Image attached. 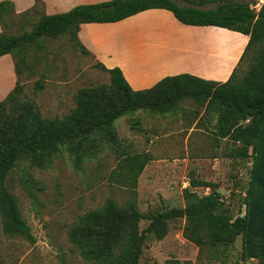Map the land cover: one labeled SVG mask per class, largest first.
Returning <instances> with one entry per match:
<instances>
[{
    "label": "rangeland",
    "instance_id": "1",
    "mask_svg": "<svg viewBox=\"0 0 264 264\" xmlns=\"http://www.w3.org/2000/svg\"><path fill=\"white\" fill-rule=\"evenodd\" d=\"M233 1L249 5L256 13L264 3ZM35 9L18 15L5 9L0 18L3 33L31 31L43 15L41 4H36ZM11 61L14 71L17 68L16 79L11 88L3 93L0 90V102L16 85L21 92L3 107L2 132V117L15 121L24 101L32 102L43 119H62L72 113L83 91L97 94L101 112L109 110L110 102H118L108 73L90 54L81 51L71 34L42 37L19 50ZM247 61L248 58L242 61L237 75L245 74ZM3 71L0 66V83L5 80ZM163 117L158 112L137 110L116 119L110 127L96 130L87 139L59 144L41 157L40 165L20 159L5 185L35 241L6 236L1 231L0 215V264H89L70 241V233L82 216L103 207L109 199L122 205L134 197L138 211L147 217L184 210L185 193L204 197L215 190L220 197V211L231 215L232 221L242 217L252 160L233 158L230 149L239 144L208 132H194L190 137L168 132L169 125L159 120ZM141 155H148L151 161L132 188L127 185L132 165L128 158ZM191 177L217 187L192 189ZM149 224V220H141L139 231L146 230ZM166 225L168 232L162 238L146 234L138 264H244L242 235L223 236L217 242L204 239L195 244L187 237L190 231L185 230V217Z\"/></svg>",
    "mask_w": 264,
    "mask_h": 264
},
{
    "label": "trees",
    "instance_id": "2",
    "mask_svg": "<svg viewBox=\"0 0 264 264\" xmlns=\"http://www.w3.org/2000/svg\"><path fill=\"white\" fill-rule=\"evenodd\" d=\"M36 4L40 2L36 1ZM36 4L23 14L35 12ZM211 4L213 8L208 7ZM7 8L14 12L11 2L1 1L0 18ZM151 9L167 10L184 25L212 26L247 36L237 67L224 83L176 76L167 77L150 89L133 91L120 69H106L100 65L108 73L118 98V102H110L106 112L99 110L97 94L85 91L78 94L75 110L62 119H43L32 102H22L15 121L2 117L3 132L0 131V215L1 231L6 236H19L30 243L35 241L5 185L8 174L20 159L27 158L31 164L40 165L41 157L55 150L59 144L87 139L103 126L110 127L125 114L143 109L164 114L175 110L179 101L189 99L204 108L203 119L207 120L209 114H214L216 122L211 134L215 138L239 144L230 149L233 158L252 160L244 215L232 221L231 215L222 213L219 193L215 190L204 197H198L194 192L185 193L187 205L184 210L173 209L147 217L138 211L134 197L122 205L109 199L103 207L80 218L70 233V241L89 264H138L146 234L162 238L168 232L166 222L178 218L185 217V230L190 231L187 237L195 244H201L204 239L217 242L223 236L242 235L244 239L255 147L264 111V3L257 13L249 5L233 0H110L81 5L66 13L43 14L29 32L18 35L0 32V57H14L19 50L42 37L64 34H71L81 51L89 54L77 39L81 24L115 23ZM256 48L259 49L254 53ZM251 54L256 55L252 57ZM245 58H248V68L239 76L237 70ZM20 92L21 87L16 85L12 93L0 102V114L6 102ZM245 121H248L246 125ZM128 159L132 165L127 172L130 176L127 185L135 188L138 175L151 157L141 155ZM140 159L142 161L139 162ZM189 186L192 189L217 187L192 177ZM143 219L149 220L150 224L140 232L138 225Z\"/></svg>",
    "mask_w": 264,
    "mask_h": 264
},
{
    "label": "crops",
    "instance_id": "3",
    "mask_svg": "<svg viewBox=\"0 0 264 264\" xmlns=\"http://www.w3.org/2000/svg\"><path fill=\"white\" fill-rule=\"evenodd\" d=\"M1 1L11 2L17 15L39 1L43 14L49 16L110 0ZM77 39L98 64L106 69H120L133 91L150 89L163 79L176 76L224 83L237 67L248 41L247 36L230 30L184 25L163 9L146 10L115 23L81 24ZM0 66L4 67L5 80L0 83L3 93L14 84L16 75L10 55L0 57ZM204 111L192 100L183 99L159 120L169 125L168 132L184 137L194 132L211 134L215 116L209 114L207 120L203 119Z\"/></svg>",
    "mask_w": 264,
    "mask_h": 264
},
{
    "label": "water",
    "instance_id": "4",
    "mask_svg": "<svg viewBox=\"0 0 264 264\" xmlns=\"http://www.w3.org/2000/svg\"><path fill=\"white\" fill-rule=\"evenodd\" d=\"M244 264H264V111L259 124L248 198Z\"/></svg>",
    "mask_w": 264,
    "mask_h": 264
}]
</instances>
